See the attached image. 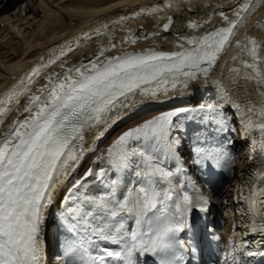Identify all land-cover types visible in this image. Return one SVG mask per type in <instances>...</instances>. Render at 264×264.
Returning <instances> with one entry per match:
<instances>
[{"label":"snow or ice","instance_id":"snow-or-ice-1","mask_svg":"<svg viewBox=\"0 0 264 264\" xmlns=\"http://www.w3.org/2000/svg\"><path fill=\"white\" fill-rule=\"evenodd\" d=\"M257 6L255 0H237L234 18L220 13L227 26L199 37L183 38L190 48L181 44L178 49L182 50L149 49L107 57L108 49H102L86 64L48 75L47 83L31 93L34 78L41 73L39 67L34 68L27 80L20 82L22 87L0 99V126L12 111L13 101L19 105L22 96L28 99L23 110L26 115L17 118L0 135V264H42V226L47 210L54 203V194L80 166L86 151H95L85 148L86 133H93L96 140L105 137L124 119L138 97L167 95L178 84L187 88L190 81L201 76L207 81L236 30L254 14ZM156 11L160 9L152 8L149 14ZM172 24L169 17L162 25L163 30L168 31ZM187 26L198 29L202 25L189 22ZM246 40L251 45L248 55L257 60L261 45L250 37ZM129 42L135 43L136 39ZM63 55L66 53L62 51L45 67L56 64ZM245 67L256 72L255 77L248 78L264 85V72L257 64L246 63ZM233 107L240 110L238 103ZM205 110L214 113L217 106L204 103L199 109L180 107L128 127L96 157L94 164H106L107 168L89 167L82 177L73 179L61 201V222L71 234L63 245L65 264H136V254H150L155 264H182L183 256L176 248L177 244L181 248L184 244L176 236L191 227L193 209L207 211L210 201L199 190L194 196L184 183H174L181 168L178 166L174 172L164 167V163L168 156H176L181 145L180 139L173 136L174 118ZM258 114L259 124L247 120L244 127L246 131L259 128L262 139L258 147L264 153V107ZM226 119L221 116L220 124L226 126ZM230 131L235 132V128ZM251 145L255 151L257 141H251ZM193 151L197 163L224 167L235 162L222 147L207 141L203 145L197 143ZM133 161L137 162L134 173L137 179L121 198L118 181L107 177L110 170L127 169ZM90 177L102 185L96 195L88 191ZM255 177L264 182V168L258 169ZM240 198L251 206L254 216H260L259 222L253 218L248 229L264 234V188H250L248 196L241 191ZM129 220L134 221V227H129ZM94 240L116 248L100 247L93 255L89 246ZM258 254L264 255L255 251L246 253Z\"/></svg>","mask_w":264,"mask_h":264},{"label":"bare ground","instance_id":"bare-ground-1","mask_svg":"<svg viewBox=\"0 0 264 264\" xmlns=\"http://www.w3.org/2000/svg\"><path fill=\"white\" fill-rule=\"evenodd\" d=\"M236 3L237 0H0V99L14 88L22 87L20 82L26 81L34 68L39 67L41 73L34 78L31 93L47 83L48 75L63 73L67 68L77 67L81 63L86 64L98 56L102 49H108L105 52L107 57L140 53L149 49L165 52L182 50L178 49L181 44L184 48H190L192 46L183 38L199 37L218 27L227 26L220 13L223 12L230 19L234 18L233 8ZM255 3L258 6L254 14L236 30L230 46L221 54L207 81L201 76L190 81L187 88L178 84L167 95L162 93L156 98L138 97L124 119L105 137L96 140L93 133H86L85 148H94L95 151H86L80 166L54 194V203L47 210L42 226V264H65L58 250L51 247V243L57 246L59 239V236L51 237V234L54 236L59 230L58 218L55 220L56 210L61 207V201L73 179H78L86 164L111 137L115 139L117 130L152 111L165 112L191 105L197 107L207 100L228 109L237 122L241 141L239 160L233 171L213 164L211 167L207 165L206 169L202 165L201 168L207 170L205 174L210 175L209 184H205L200 172L193 173L196 175V182L192 186L207 196L210 202L207 211L193 209L190 215L191 227L178 233L176 238L191 250L192 264L205 262L203 255L200 256L203 247L201 237H198L202 226H207L206 238L213 251L220 254V261L227 254L225 264H234V261L235 264H264V255H246L248 251L264 253V234L251 233L248 229L253 218L259 222L260 216H254L253 209L246 200L238 199L241 191L243 196H248L250 188H264V182L255 177L257 170L264 168V153L258 147L262 134L257 127L247 131L244 127L247 120H251L254 125L259 124L261 117L258 113L264 107V85L248 78L255 77L256 72L245 67L246 63H255L264 72V27L258 26L264 25V3H260V0H255ZM169 4L171 8L168 7ZM119 6L124 11L120 9V12H115ZM152 8H159L160 11L149 14ZM167 17L172 18L173 24L168 31H164L161 25ZM189 22H197L202 26L192 29L187 26ZM246 37L255 39L261 45L257 60H253L248 52L245 56H239L235 51L238 43L246 40ZM131 38H135L136 42H129ZM69 47L72 48L70 52L67 51ZM62 51L66 55L61 56L56 64L45 67ZM27 103L26 96L20 98L19 105L12 102V111L4 118L0 135L7 132L17 118L22 119L26 115L23 110ZM237 103L240 105L239 111L233 107ZM253 140L257 141L255 151L251 145ZM165 161L171 168L166 165L168 170L175 172L178 166L181 168L174 177V183L185 182L184 170L193 164L185 162L178 150L176 156L170 155ZM116 172L117 178H120L122 174H126L127 169ZM128 180L129 183L124 181L122 184L120 196L136 182L135 179ZM187 188L186 186V190ZM196 194L197 192L193 195ZM212 218L213 226L208 227ZM128 225L134 227V221L129 220ZM216 236L220 239L216 240ZM100 247L116 248L115 245L94 240L89 246V252L95 255ZM52 251L54 258L51 261ZM146 256L147 254H136L134 259L139 258L137 264H147Z\"/></svg>","mask_w":264,"mask_h":264},{"label":"rangeland","instance_id":"rangeland-1","mask_svg":"<svg viewBox=\"0 0 264 264\" xmlns=\"http://www.w3.org/2000/svg\"><path fill=\"white\" fill-rule=\"evenodd\" d=\"M140 8H142V6ZM120 9L123 10L122 7L119 6L114 11L120 12L121 11ZM126 9H130V8H126ZM137 11H139V9ZM142 11L144 12L145 10L142 8ZM15 42H14V45H17V44H15ZM242 42H244V43H242ZM242 42L240 43L241 46H239V48H238V46L235 48L236 53L240 54L239 56L247 55L246 53L248 52V50L251 47V45L248 44V41L243 40ZM14 49H15V46H14ZM238 51H239V53H238ZM230 52H232V50ZM204 103H210V102L207 100L201 104H204ZM199 105L200 104H198L197 107L194 105L186 106V107L199 109ZM171 110H173V109H170L168 111H171ZM162 112H164V111H162ZM162 112L152 111V112L148 113L145 117H142L141 119L139 118V120L137 118L136 119L137 121L135 119H134L135 121L132 120L131 122L127 123L125 126L120 128L119 130H117L115 132L116 136L119 135L122 131L126 130L128 127L135 126L136 124L142 122L143 120L150 119L153 116L159 115ZM209 116L215 117V119L209 120L208 119ZM221 116L227 118L226 119V126L220 124L219 121H220ZM174 125H175V127L173 129V136L178 137L181 141V145L177 148L178 153H179V155H181V157H183L185 159V162L190 161L189 163L190 164L192 163L194 165V166L193 165L191 166L193 169L195 167H196L195 168L196 170H197V168L201 169L202 165H203V168H206L207 165L212 166V164H210V163H206V164L205 163L204 164L197 163L196 161H197L198 157H197L196 153L193 151V148L197 143H200L201 145H203L205 143V141H207V144L222 147L223 151L227 152L231 157L234 158L235 162L233 164H231L230 166H228V165L224 166L226 168H230V169H228L230 171L234 170L236 163L238 162L237 160H239L241 141L239 138L238 124L234 120L233 115L231 114V112L228 109H226L225 107L217 106V112H214V113H209L205 110V111H196V112H192V113L182 114L180 117L174 118ZM222 128H223V130H221ZM231 128H235V132L230 131ZM113 139L114 138L111 137L105 143V145L99 149L100 151L95 154L94 158L91 159V161H89L86 164L83 171L78 176V179L83 176L84 172H86L89 167H92V168L97 169V170L99 169V167H105V168L108 167L106 164H99V165L94 164V161H95L97 156H99L101 153H103L106 150V148L112 142ZM228 141H231V143H229ZM136 163H137L136 161L131 162L129 164V167L127 168L126 174H122L120 176V178H117V176H116L117 172L115 170L109 171L107 179L118 181V196H120V188L122 187V184L125 182L129 183L128 178L132 181H133V179H135V180L137 179L135 177V174H134V172L136 171V168H135ZM166 165L168 166L167 161H165L164 167ZM167 166H166V168H167ZM169 167L170 166H168V168ZM191 167L189 166L187 169H185L186 170V174L184 176L185 180L186 179L189 180L190 175H191V178L194 177L192 175L193 172L191 170H193V169ZM219 168H221V167H219ZM101 187H102V185H101L99 180H96L92 177L89 178L88 191L90 194H92V195L98 194L101 191ZM121 198H122V196H121ZM62 209H63V205H61V207L58 210H56L55 220H57V218H58L57 224L59 223V225H58L59 230L57 231L56 235L53 236L51 234V237L55 238L56 236H59V239L57 242L59 243L60 249L62 248L61 250L64 251L63 250L64 241L66 239L71 238V234H69L67 232L66 227L61 222L60 218H61ZM54 244L55 243H51V247H52V249L57 250L58 247L54 246ZM58 252H60L59 249H58ZM63 256H64V254H63Z\"/></svg>","mask_w":264,"mask_h":264},{"label":"water","instance_id":"water-1","mask_svg":"<svg viewBox=\"0 0 264 264\" xmlns=\"http://www.w3.org/2000/svg\"><path fill=\"white\" fill-rule=\"evenodd\" d=\"M168 18H169V17H167V19H165V21L162 23V25H163L164 23H167ZM162 25H161V27H162ZM162 29H163V27H162Z\"/></svg>","mask_w":264,"mask_h":264}]
</instances>
